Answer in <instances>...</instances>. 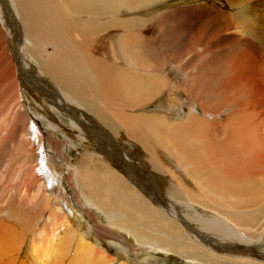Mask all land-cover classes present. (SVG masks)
Returning <instances> with one entry per match:
<instances>
[{"label": "bare ground", "instance_id": "6f19581e", "mask_svg": "<svg viewBox=\"0 0 264 264\" xmlns=\"http://www.w3.org/2000/svg\"><path fill=\"white\" fill-rule=\"evenodd\" d=\"M179 1L0 0L1 56L7 54L4 42L7 47L17 33L18 41L31 44L39 66L23 63L32 91L23 89L22 99L48 110L45 100L52 98L71 126L76 123L83 150L73 165L44 156L37 166L47 180L33 177L29 136L42 148L37 128L22 109H12L24 103L19 82L0 84L4 89L11 83L0 97V264H114L103 252L85 249L98 243L86 238L90 228L78 230L81 210L69 202L65 180L79 190L82 204L106 216L109 226L118 223L137 243L141 237L153 245L155 231L174 233L168 217L178 216L213 251L194 252L189 260L224 264L226 254L236 253L264 259V224L258 228L264 188L256 196L264 186V0H209L178 8ZM193 9L221 16L171 31L176 12ZM239 41L245 49L215 61ZM85 104L94 105L93 115ZM151 104L154 111L140 112ZM49 112L53 122L54 115L61 119ZM116 144L132 151H119ZM17 178L21 184L15 187ZM34 205L40 209L30 213L42 221V231L28 219ZM162 209L167 216L160 215ZM71 239L72 253L67 247L52 253ZM197 244L191 245L204 251ZM154 246L178 255L167 243Z\"/></svg>", "mask_w": 264, "mask_h": 264}, {"label": "rangeland", "instance_id": "374dc122", "mask_svg": "<svg viewBox=\"0 0 264 264\" xmlns=\"http://www.w3.org/2000/svg\"><path fill=\"white\" fill-rule=\"evenodd\" d=\"M210 1L212 2V0H210ZM200 2H189V0H180L179 3L177 4V6H178V8L183 7V6L194 7L195 5H203V4L210 3L209 0H206V3H204L205 0H203L201 3ZM176 13H177L175 15V18H176L175 22L176 23H173L172 24L173 26H170L171 31L177 30V28H182V27L187 28L189 30L195 29L197 27H200V25L202 26L204 23L208 22V20H210V19L212 20L213 18L215 19V17L221 16L217 13H212V14L209 13L208 14V13H205L204 10L202 12V11H197L194 9L182 11L181 13L180 12H176ZM123 15L126 16V15H128V13L124 12ZM199 21L201 24L199 23ZM212 27H213V25H211L209 27V29ZM220 27H221L220 25L217 26V28H220ZM226 34H228V35H226ZM226 34H224L223 36H229L230 35V33H228V32ZM11 36H12V41H10V40L7 41V47L5 44L6 42H4L5 40L3 41L4 45H5L4 49L6 50L7 54L6 55L3 54L2 56L0 54V61L4 62L6 60L4 63H7L5 68L0 66L1 67V69H0V84H2L3 81H9V80L12 81L13 80V82L15 81L16 84L19 82L17 85L19 87L20 93H21V91H23V89H28L27 91H32V87L30 86L31 85L30 82L32 83V81L29 79L31 77V75L28 73V71L30 69L27 66L24 67L23 63L25 61L27 62L28 61L27 59H29V61L30 60L32 61L31 63L35 66V68L39 70V66L37 64L35 52L33 51V47L30 46L31 44L27 40L18 41V39L16 38V36H18L17 33L16 34L11 33ZM2 37H3V35H2ZM0 39H1V36H0ZM3 39H4V37H3ZM25 41H26V43H25ZM10 42H12L11 45H10ZM115 42H116V40H115ZM28 43L30 44L29 45L30 48L28 47ZM0 46H1V41H0ZM19 46H21V47H19ZM246 46L247 45L245 42L239 41L238 44H233L232 47L230 46V47L224 49L225 52L223 50H221V52L218 54V58L215 61L217 63L221 60L223 61L226 59L227 54L238 53V52L242 51L243 49H245ZM0 49H2V48L0 47ZM11 49H13L14 51ZM24 50H26V51H24ZM17 51H19V52H17ZM48 51L50 52L49 47H48ZM16 55L19 57H17ZM22 55L26 58V60H24V57ZM9 57L13 61V62L11 61L12 63L8 60ZM2 62H0V63H2ZM18 62L21 63L20 64L21 71L23 70V75L26 77L21 76L22 74L20 73ZM118 62L120 63V60H118ZM217 63L213 64V66L217 65ZM10 64H12L13 68L10 66ZM168 68L171 70V71H169V73H171L173 71V69H171L169 66H168ZM27 76H28V78H27ZM20 77L22 78L21 80H20ZM23 78H25L26 81H24ZM6 83H5L6 85H11L10 82H6ZM5 84H3L4 89H3V87L0 86V90L3 92L2 93L0 91V97L5 92H7L5 90L6 89ZM8 89H11V87ZM19 96H20V99L22 100V103L24 102L23 106L21 103H19L20 104L19 105V104L13 102L14 103L13 105L10 103L11 106H13V108L12 107L11 108L13 109V111H14V109L15 110L17 109L16 110L17 112L21 111V109H22V111H21L23 113L22 115L24 117H26V119L28 121H30V123H33V124L35 123L34 125L37 128L36 137H39V142H41L40 144L42 146V148L38 147L39 145L37 144L38 142H37L35 136L30 132L29 137H30V140L32 142L31 145L35 150L34 154H30V153H29V155L27 154L28 159H31V162L33 160V165L31 166V173L33 174L32 176L33 177H38V176L40 177L41 172L38 169L37 165L39 164L38 160L41 161V158H43L44 156L48 157V155H49V157L51 156V158L54 157L53 159L56 160L57 164L63 163L62 162L63 160L68 159L70 164L73 165L76 162V160H75L76 157L83 155V150L81 149V145L79 143L80 140L76 138V134H75L74 129H73L74 127L76 128V123H73L71 126L72 122L70 121V119H66L67 115L58 109L54 100L50 97H48V99L45 100V103H46L45 108H47L50 111L51 110L56 111L57 115L60 116L61 119H56V115H54L55 116V122H53L50 119L53 116V114H51L50 112L47 113L48 110L42 109V107H40V105H38L37 102H35L33 100L32 101L33 104H32V106H30L28 104V102L26 103V100L22 99L23 98L22 93ZM17 106H19L20 108L19 107L17 108ZM32 108H33L34 114L33 113L31 114ZM93 108H94V105L85 104V108H83V109H86L89 113H91L93 115V112H92ZM155 108H156L155 105L151 104L148 107H145V110H141L140 112H151V111H154ZM44 115L46 117H44ZM5 116H6V113H5ZM224 116H222V117H224ZM0 119H1V117H0ZM33 130H35V127L33 128ZM27 132H29V129H27ZM72 135H73V138H70ZM66 136L69 137V139H66ZM117 145L118 144L113 145V147L115 149H116V147H118L117 150H119V151H121V150H123L124 152H125V150L129 151V152L132 151L131 148L126 147L127 146L126 144H125L126 145L125 148L119 147L121 145H118V146ZM124 154H123V157L127 161L129 156L127 155V152ZM27 155H25L26 159H27V157H26ZM15 157H16V155H14V159H15ZM127 163H129V160L127 161ZM18 170H19V168L15 167L13 171H16V173H17ZM37 171L40 173H38ZM40 178H45L47 180L46 176L40 177ZM63 182H64L63 186H64V189L66 190V194L68 196L69 202H71L76 207H79L81 210V211L80 210L79 211L81 212V218L83 219L82 225L78 224L79 229L77 227L76 228L82 232L86 231L87 228H90V230H91L90 235L87 236L86 238L94 240L95 242L98 243V245H96V244L90 245V244H86L87 243V241H86L85 244L87 245V247L85 249H88L91 253L93 252L94 254H95L94 251H96V253H97V250L100 252H103L104 254H106V256L110 257V262L113 261L114 264H120L118 262V260H120L122 257L123 258L125 257L127 259V260H124L125 264H189V263L190 264H200V262H202V260L205 261L204 259H201L200 257H198L200 259H197V260H195L194 258H193L194 260H189V258L193 257L192 255H194V256L196 255V254H194V252L198 253V254L205 253V252H213V251L209 250L208 247L206 248L203 243H201L198 239H196L193 235H191L187 231V229L179 221L180 217H178V216L168 217L170 219V221L176 226L174 233H169V235H167V234H164L162 232L159 233V232L155 231V232H152L151 236H150V243L153 245L146 244L142 240L141 237H139L140 243H137L133 237L128 236V235L125 236L124 235L125 233L122 232L121 230H119L118 223L114 227L109 226L108 225L109 220L107 219L106 216L101 215L99 212H96L92 208H90V209L87 208L84 203L82 204V200H81L82 196L80 195L79 190H77L73 186H70L68 180H65ZM14 184L16 185V186L14 185L15 187H18V185H20L21 182L17 178L15 180ZM71 187H73V188H71ZM5 188H7V186H5ZM263 188H264V186H262L260 188V190L258 191L256 196L258 194H260V191ZM7 192H9V188H7V190L4 191V194L5 195L8 194ZM260 203L264 204L262 202H260ZM36 206L39 207L40 205H34L31 208L33 209ZM31 208L29 209L30 211H28L27 213L34 211L37 214L38 212H36V211H39V209H40V208L36 207V208H34V210H31ZM15 209H18L20 211V209L17 207ZM35 209H38V210L35 211ZM206 210L209 211L210 209H206ZM36 214H32V213L28 214V219L30 217H32L31 219H29V221H31L32 227H34V226L37 227L39 225L41 227L40 231H42V221H41V223L38 222L39 219L37 217H35ZM45 214H47V212ZM163 214H164V216H167V212L164 209H162L160 212V215H163ZM253 214H254V212H253ZM261 214H264V212H262ZM34 217H35V219H34ZM45 217H46V215H45ZM37 219H38V221H37ZM263 224H264V216L260 218L258 228ZM102 229L104 232L102 231ZM96 230L98 231V233H101L102 236H100L99 234H96ZM80 231H79V233H81ZM108 232H109L108 237H110L111 239L106 240V235L105 236H103V235L105 233H108ZM139 232H141L142 234L145 233L143 230H141ZM263 233H264L263 231L259 232V235H261V237H262ZM130 234L133 236L136 235V233L135 234L130 233ZM171 235H174V236L171 237ZM193 241L196 244L198 242L197 246L204 251H200L199 249L193 247L191 245ZM159 243H163V244L167 243V244L171 245V249L175 250L178 255L175 256V254L174 255H172V253L170 254V252H169L170 249H168V251L159 250L158 247L154 246V244H159ZM257 243H260V242L258 241ZM263 243H264V241L262 242V244ZM177 244H179L180 247L185 248L186 250L179 248L177 246ZM74 245H75V242L72 241V239L70 241H65V242L63 241V242H61L60 248L58 247V250L54 249V251L52 253L53 254H59L61 252V250L63 248H66V247L69 248L70 252L72 253V249L75 248ZM92 246H94V247H92ZM162 247H164V246H162ZM46 248H45L46 252H47L48 248L52 249V247L49 246L48 244H47ZM48 253L51 254L50 251ZM119 254H121L122 256ZM166 254H168L169 257L171 256V258H165ZM38 255H40V254H38ZM257 256L258 255H256V256L254 255V257H253V255L251 256V255L246 254V253H239V254L236 253L233 255L226 254L225 255V258H226L225 261L226 262L224 264H250V262L247 258H253V261L257 262V264H264L263 257H261V256L257 257ZM96 258H98V257H96ZM241 258H243V259H241Z\"/></svg>", "mask_w": 264, "mask_h": 264}]
</instances>
